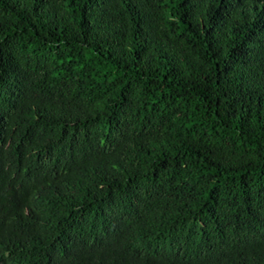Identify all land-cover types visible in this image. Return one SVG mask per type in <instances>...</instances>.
Returning a JSON list of instances; mask_svg holds the SVG:
<instances>
[{
    "label": "trees",
    "instance_id": "1",
    "mask_svg": "<svg viewBox=\"0 0 264 264\" xmlns=\"http://www.w3.org/2000/svg\"><path fill=\"white\" fill-rule=\"evenodd\" d=\"M0 264H264V0H0Z\"/></svg>",
    "mask_w": 264,
    "mask_h": 264
}]
</instances>
